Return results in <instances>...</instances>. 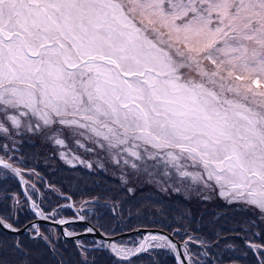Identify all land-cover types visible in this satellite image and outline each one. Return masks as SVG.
<instances>
[{
    "label": "snow or ice",
    "instance_id": "6c2138e0",
    "mask_svg": "<svg viewBox=\"0 0 264 264\" xmlns=\"http://www.w3.org/2000/svg\"><path fill=\"white\" fill-rule=\"evenodd\" d=\"M57 126L136 159L150 146L178 182L264 217V0H0V133ZM0 229L20 231L5 217ZM190 242L209 246L189 236L181 264H204ZM153 247L178 250L159 234L111 250L127 260ZM248 247L264 264V246Z\"/></svg>",
    "mask_w": 264,
    "mask_h": 264
},
{
    "label": "rangeland",
    "instance_id": "374dc122",
    "mask_svg": "<svg viewBox=\"0 0 264 264\" xmlns=\"http://www.w3.org/2000/svg\"><path fill=\"white\" fill-rule=\"evenodd\" d=\"M57 128L60 126L46 128L36 135L27 132L16 135L12 131L11 139L0 133V154L6 158L35 160L41 167L47 165L48 169H52L54 189L69 191L78 202L87 199L103 201V209L109 219L113 214H109L108 200L113 199L119 205L116 215L119 220L134 217L149 222L154 213L172 220L170 226H175V222L185 223L188 226H201L204 231L215 226H225L233 231L241 226H264V217L259 211L245 209L238 202L226 203L225 198L218 194V188L205 193L199 181L193 180L191 176L178 182L176 169L171 164L165 167L162 153L155 159L147 158L148 153L157 151L150 146L141 144L134 149L141 155V159H136L121 150L124 146L102 149L99 143L88 139L92 134L86 130H79L85 132L83 136H73L67 128H63L54 136ZM50 136L52 139H48ZM57 139L63 140V144L56 143ZM127 147H131V142ZM117 152L119 155H116ZM156 160H162L159 166H156ZM185 163L189 165L187 171H199L203 179H207L201 168L192 166L190 161H181V164ZM132 164H136L138 169H133ZM166 170L170 176L164 175ZM130 188L133 191L129 192ZM203 195L209 198L205 200ZM120 204L124 205L121 212ZM139 209H143L142 212ZM5 233L1 234L10 235ZM7 236L4 239L7 241L6 246L0 249V264H52L30 263L34 259L31 249L27 253L21 252ZM85 260L89 263V258ZM103 263L97 258V264Z\"/></svg>",
    "mask_w": 264,
    "mask_h": 264
},
{
    "label": "flooded vegetation",
    "instance_id": "af4514ba",
    "mask_svg": "<svg viewBox=\"0 0 264 264\" xmlns=\"http://www.w3.org/2000/svg\"><path fill=\"white\" fill-rule=\"evenodd\" d=\"M0 158L20 173L17 175L12 169L0 168V217L7 218L8 223L16 228H24V231L8 236L3 235L6 233L0 229V237L5 239L7 236L13 242L19 240V250L23 253L31 249L34 259L30 263L85 264L84 260L89 258L87 264H97V259L90 257L89 249L99 248L97 254L109 264H181V258L185 256L183 242L191 236L193 241L202 240L209 245L201 248L195 242L188 244L197 260L204 261V264H259L257 252L248 244L264 246V226H241L235 231L215 226L204 231L201 226H168L167 222L138 226H124L118 221L109 225L96 223L87 216L83 202L76 201L67 190L54 189L52 169L47 165L41 167L35 160H9L1 154ZM33 187L37 191H33ZM86 226L109 236L118 235L111 240L110 247L134 249L148 234H159L170 237L178 250L153 247L146 253H136L122 260L112 250L111 253L105 251L102 242L86 236ZM137 229L140 231L119 235ZM174 229H179V232L174 234ZM204 251L207 252L206 257L200 255ZM185 264H188L187 260Z\"/></svg>",
    "mask_w": 264,
    "mask_h": 264
},
{
    "label": "trees",
    "instance_id": "16d2710c",
    "mask_svg": "<svg viewBox=\"0 0 264 264\" xmlns=\"http://www.w3.org/2000/svg\"><path fill=\"white\" fill-rule=\"evenodd\" d=\"M107 199V198H106ZM111 204H116L117 202L115 200H110ZM165 218H167L165 215H159L156 216L154 213H152V218L150 221L157 223L158 225H161L163 222H167L166 220H164ZM168 223V222H167ZM187 226V225H185ZM91 258H99L96 255H92Z\"/></svg>",
    "mask_w": 264,
    "mask_h": 264
},
{
    "label": "water",
    "instance_id": "95a60500",
    "mask_svg": "<svg viewBox=\"0 0 264 264\" xmlns=\"http://www.w3.org/2000/svg\"><path fill=\"white\" fill-rule=\"evenodd\" d=\"M22 231H24V228H21L19 232H22ZM5 232L13 233V232H10V231H5ZM16 233H18V232H16ZM13 234H15V233H13ZM90 235L95 237V238L101 239L105 243L106 247L108 248V244H109L108 240H109V238H107L106 236H104V235H102V234H100V233H98L96 231L94 233L90 234Z\"/></svg>",
    "mask_w": 264,
    "mask_h": 264
}]
</instances>
